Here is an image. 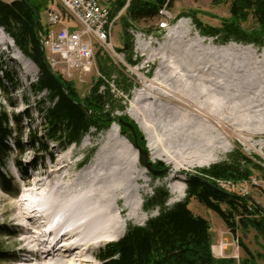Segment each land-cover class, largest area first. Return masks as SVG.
Listing matches in <instances>:
<instances>
[{
	"label": "rangeland",
	"instance_id": "obj_1",
	"mask_svg": "<svg viewBox=\"0 0 264 264\" xmlns=\"http://www.w3.org/2000/svg\"><path fill=\"white\" fill-rule=\"evenodd\" d=\"M112 1L99 0L101 5L109 8V10L112 8L110 4ZM53 8L61 12V19L64 24L78 29L76 25L70 22L69 18L54 0H47L45 10L40 13L43 30H56V28L48 25L47 19L48 11ZM228 8L229 4L226 0H174L172 5L165 8V10L162 9L156 18L137 24L129 23V25H126L122 21L125 11L121 10L115 17L116 21L111 39V45L114 47L115 54L104 51L101 47L95 45L93 49L94 65L88 73L73 71L71 69L67 70L68 68L64 70L63 67L53 70L50 67L51 65L47 64L51 73L60 77L64 84L73 89L81 100L87 98L98 83H101L98 87V93L105 94L108 92L112 96V102L110 101V104L106 106L108 113L105 114L104 118L109 121V125L105 130L97 132L95 128L91 127L88 133L82 137L80 143L73 144L65 150H61L58 146L49 143L48 149L51 156L44 155L42 157L41 154L33 152L28 147L27 141H25L29 131H40L41 128V117L35 111L36 101L45 102L46 106L50 105L48 101H44L47 96L46 92L38 94L36 98L31 92L30 84L36 82L39 72L33 63L22 54L25 59L31 62L28 65L30 76L27 80L23 81L20 77L21 72L15 67L16 61L11 60L13 49L9 45H0V60L4 65L3 69L9 72L10 75L12 74L13 79L19 82L17 89L13 90L6 83L4 71L0 72L2 83L7 89V92L0 89V109H4L7 113L10 121L9 126L12 129L16 126L11 122V118L17 112L12 109L9 99L16 102L19 108H26L28 106L27 109L33 118L29 125H27V122L22 121V125L24 126L21 140L23 153L19 152L17 147L14 146L13 140L10 139L8 140L10 149L3 158L4 166L2 171L7 181H9L11 189L10 191H4L0 187V227L5 232V234L0 235V251L4 252L3 257L5 258L0 260V264H34L27 261H30L34 257L33 255L36 254V252H33L35 248L31 244L26 246L20 242L23 235L18 231L19 222L14 221L18 212L16 213L13 210L18 198L23 197L25 199L27 197L29 203L34 205L47 203L46 209L52 207L51 212L53 213L58 208L51 205V201L58 200L63 205L70 200H76L77 196L75 195L77 193H80L81 197H83V192H86V189L93 184L91 176L86 175V168L92 165L96 154L104 147L105 141H103V137L106 136L107 131L114 125L118 127L120 137L117 139L116 135H114L115 139L113 143L116 150H118L117 152L124 156L122 159L123 167L127 170L125 173L131 185L130 189H127L125 192L123 190L117 192L116 196L119 203H115L114 201L112 204L114 216L120 224L122 222L125 224L124 233L127 227L143 226L148 219L154 218L159 214L158 208L149 210L143 208L144 202L153 196L156 189L161 188L168 192L169 198L165 207L170 208L173 204L184 200L186 195V180L189 176L197 175L200 170L207 169L214 164L230 162L236 154L244 156L246 160L255 164L259 169L252 170L251 176L246 180L236 182L233 180H222L220 181L221 184H217V186L224 192V189L232 188L234 194L248 198L250 205H255L264 210V191L261 187L264 182V98L258 101L257 105L259 104V106L254 110L249 109V112L244 110L240 116L238 115L239 120L236 122L233 118L236 115L232 113V109L239 102L235 101L232 96H229V92H227L223 98L224 102L227 101L223 116L225 119H229L227 127L222 130L218 124L216 125L209 121L207 123L205 120L193 116L191 118L192 125L196 130H203L202 139L198 136L194 140L183 139L179 142L174 138L178 135L176 133H178L177 123L179 120L175 118L173 112L180 111L184 114L187 112L186 115H188L189 111L179 106L171 105L165 98L169 95L170 89H173L176 79L184 78L180 76L177 65L174 62V57L169 53L172 48L171 44L175 40L186 47L194 46L198 40L203 41L201 48H206L207 44H211L210 47L212 46L213 48H221L230 44L240 47H250L258 52L257 55H253L256 62L264 60V43L261 46L240 44L234 41L224 43L220 39L203 36L196 27L192 16L194 13H196V18L202 25L218 28L221 21L229 17ZM164 23L167 26L162 28ZM252 25V23L244 24L245 27ZM0 34V36L2 34L7 36L1 28ZM127 41L132 43L131 52L124 48ZM156 59L167 60L166 64L171 69L166 70L163 75H158L157 72L159 70L157 69V65L159 63L151 61ZM149 89L151 91L155 90L154 94L147 92ZM138 92L146 93L141 107L151 113L155 111L154 113L160 115L158 119H155L154 116H148L150 120L146 118L147 116L143 117V119L141 118L145 133L127 113L133 104L134 95ZM122 118L126 119V121ZM118 119H121L131 127V123L137 127L142 135L141 140L145 143L143 150L147 152L148 161L152 162L154 166L158 162H161L163 164L161 167H163V170H167V172L154 176L139 164L137 151L133 146L132 135L126 126L117 122ZM120 127L126 128L128 132L122 133ZM128 133L131 135V139H129ZM123 140H126L128 144H125ZM189 148L193 150L189 151ZM196 150H200V152H196ZM152 154H161L164 159H170L174 165H166L163 158L153 159L150 156ZM62 160L64 161L63 165L66 167L57 174H51L50 176V178H54L64 173L65 176L60 179L58 186H54L49 191L46 185L42 186L45 183V178L43 182L38 183V188L41 191L35 197V192L31 191L37 188L33 186V181L37 179V176L47 177L51 170L55 169ZM82 160L83 162L77 165ZM32 162L38 164L35 173H31L28 168V164ZM142 170L144 171V175L141 176L142 178H139ZM94 182H96V179H94ZM176 183H178V187L182 184L185 187L182 196L171 190V187L175 186ZM86 184H88L87 188L82 189ZM138 194L143 196L141 201L138 198ZM29 203L26 202L24 205L27 206ZM77 206L76 208H79ZM188 208L194 215L208 221L212 244H216L221 237L230 242H232L233 238L237 237L251 253L255 256L260 255L257 264H264V241L255 231L248 230L247 232H242L239 230L234 237L230 234L222 220L212 211L199 205L194 200L189 202ZM51 212L48 211V214H52ZM109 235L110 233L103 234L104 237L102 236L101 242L92 246V250L87 253V256L91 260L89 264H98L95 257L99 249L105 244L112 242L109 241ZM239 244H236L238 247L236 253L237 259H235L237 263L244 257ZM25 246L27 250H32L33 253H23L21 249ZM232 253L233 249L229 247L226 256ZM230 257L232 258V255Z\"/></svg>",
	"mask_w": 264,
	"mask_h": 264
},
{
	"label": "trees",
	"instance_id": "obj_2",
	"mask_svg": "<svg viewBox=\"0 0 264 264\" xmlns=\"http://www.w3.org/2000/svg\"><path fill=\"white\" fill-rule=\"evenodd\" d=\"M229 4V17L223 19L218 28L204 26L196 18V27L205 37L220 39L226 43L234 41L240 44L261 46L264 43V0H226ZM174 0H113L110 2L111 18L125 7L122 21L126 25L137 24L159 16L163 8H168ZM47 0H0V28L13 41L21 54L29 59L37 68L39 74L36 82L30 84L31 92L35 96L46 92L45 102L36 101L35 111L41 117L40 131L32 130L26 135L28 147L35 153L51 156L49 143L65 150L71 145L80 143L82 137L91 127L97 132L105 130L109 121L105 114L106 106L112 96L106 92L98 93L96 84L91 94L81 100L76 92L50 73L42 49L40 39L45 30L42 28L40 13L45 10ZM36 19L38 24L36 27ZM252 23L250 27L244 24ZM125 26V25H124ZM39 32V33H38ZM124 48L131 52L132 43L127 41ZM0 60V72L4 71L5 80L13 90L19 82L15 81L5 69ZM61 84V85H60ZM0 89L7 92L6 86L0 78ZM11 107H18L16 102L9 99ZM28 107V106H27ZM24 108V114H13L9 126V118L4 109H0V187L10 191L2 168L4 156L10 147L8 140L12 139L14 146L23 153L21 144L24 126L22 118L32 121V115ZM124 121L126 119L122 118ZM130 122L129 120H127ZM131 123V122H130ZM139 146L143 149L145 143L141 140V133L132 124ZM121 132H128L120 127ZM129 139L131 135L128 133ZM227 163H219L207 169L200 170L197 175H191L186 180L185 198L182 202L166 208L169 198L164 189H156L153 196L144 202L145 210L158 208L159 214L146 221L143 226H129L124 235L117 241L109 242L99 249L96 260L99 264H257L260 255L255 256L239 239L244 257L237 263L233 258L217 259L213 257L211 246L210 225L207 220L194 215L188 208L191 200L215 213L234 237L241 230H253L264 241V210L250 205L248 198L236 194H229L217 186V181L248 179L252 170L259 169L244 156L235 155ZM38 166L36 162H33ZM5 232L0 227V235ZM4 252L0 251V260Z\"/></svg>",
	"mask_w": 264,
	"mask_h": 264
},
{
	"label": "bare ground",
	"instance_id": "obj_3",
	"mask_svg": "<svg viewBox=\"0 0 264 264\" xmlns=\"http://www.w3.org/2000/svg\"><path fill=\"white\" fill-rule=\"evenodd\" d=\"M40 43L43 45V38L40 39ZM202 44L203 41L198 40L194 46L186 47L175 40L171 44V52L168 51L174 57V62L177 65L180 76H183L184 78L176 79L173 89H170L169 95L165 98L171 103V105L173 104L184 108L191 114L190 115L189 112L188 115H186L187 112L186 114L180 111L173 112L175 114V118H178L179 120L177 123L178 133H176V135H178L174 137L177 142L180 140L182 141L183 139L194 140L198 136L202 139L203 130H196V128L193 127L191 119L193 116L199 117L207 123L209 121L216 125L218 124L222 130L227 127V121H229V119L227 120V118L225 119V117H223L227 102H224L223 98L227 92H229V96H232L235 101L239 102L238 104H235L232 109V113L236 115V117H238V115L240 116L244 110L249 112L250 110L257 108L259 106V104L257 105L258 101L264 98V60L261 62L255 61L253 55H257V51L250 47H240L234 44L221 48H213L212 46L211 48V44H207L206 48H201ZM0 45H9V47L13 49L11 60L16 61L17 64H15V67L21 72V79L23 81L27 80L30 76L28 65H30L31 62L25 59L24 56L16 49L10 38L4 36L3 34L0 36ZM43 47L44 45L42 46V49L44 50ZM45 56L47 64L50 66L51 63L48 61L47 53H45ZM151 61L155 63L157 62V64L159 63V65H157V69L159 70V72H157L158 75H163L166 70L171 69L169 65L166 64L167 60L156 59ZM147 92L154 94L155 90L151 91L149 89ZM145 94L146 93L141 92L136 93L132 100L133 104L127 111L128 115L137 123L139 128L144 131V133L146 131L141 123V118L143 119V117L147 116L146 118L150 120V116H154L155 119H158L160 116L158 113H154L155 111L151 113L141 107ZM241 100L242 102H240ZM236 117L233 118L237 122L239 117L238 119H236ZM154 126L157 128L155 124ZM114 135H116L115 137L117 139L120 137L118 127L115 125L112 126V128L107 131L106 136L103 137L105 145L96 154V158L93 160L92 165L86 168V175L91 176L93 184L88 187L89 190L86 189V192H83V197H81L80 193H77V195H75L77 196L76 200H70L68 203L65 202L63 205L61 202L59 203L58 200L51 201V205L58 208L57 211L53 213L51 212L52 214H47L46 211L43 212V206L38 208V211L35 210V212H31V215L37 219L42 216V213L46 212L43 220L47 221L48 225H51L54 218L57 217L59 218L58 220L62 219L59 215L63 210V213H67L69 210H75V213L72 215L73 222L68 224L72 227V234L78 232L81 228L82 222H78L79 217L82 219L85 218L86 224L91 226L89 234L91 239L83 242V249L77 246L75 248L65 250L60 254V257L57 258L52 256V254L39 256L36 251L37 244H34V241L32 240V236H35L37 233L32 231L29 218L25 217L21 211V206L24 205L23 203H29V199L26 197L25 199L21 198L20 200H17L13 211L16 213L18 212L14 221L19 222L18 231L23 235L20 242L26 246L30 244L33 245L35 248V251L33 252H36V254L33 255L34 260L30 259V261H27L28 263L89 264L91 263V260L87 256V253L92 246L101 242L103 234L110 233L108 236L109 241H114L124 234L125 224H123L124 222L120 224L114 216L112 204L114 201L115 203H119L116 196L117 192L120 190L125 192L127 189H130L131 185L127 179L128 176L125 173L127 170L123 167L122 159L124 156L122 154L120 155L114 146ZM123 142L128 144L126 140H123ZM190 150L193 149L189 148V151ZM197 151L200 152V150H196V152ZM150 156L153 159L163 158L161 154H152ZM163 161L166 162V165H174L170 159L163 158ZM63 164L64 161L62 160L55 169L51 170L47 177L43 176L41 178L40 176L38 180L33 181V186L37 187L31 190L33 193L35 192V197H37L39 195L38 192L41 191V189L38 188V183L43 182L45 178V183H43L42 186L46 185L49 191L53 189L54 186H58L60 179L65 176L64 173L59 176H55L54 178H50V176L51 174L55 175L64 169L66 166ZM143 175L144 171L142 170L139 178ZM94 179H96V182H94ZM87 185L88 184L82 187V189L87 188ZM177 185L178 183H176L175 186H172L171 190L182 196L185 187L183 184L179 187ZM142 197L143 196L141 194H138L140 201L142 200ZM77 204L79 208H76ZM38 205L40 206V204ZM47 206L48 205L46 204L45 208H47ZM40 209L42 210V213L40 212ZM63 213L61 215H63ZM63 224L67 223L63 221ZM75 237L80 238L81 233L67 238L66 241ZM64 238L66 237L64 236ZM62 241L63 237H61L59 244H61ZM26 246L22 248L21 251L27 254L33 253L32 250H27Z\"/></svg>",
	"mask_w": 264,
	"mask_h": 264
},
{
	"label": "built area",
	"instance_id": "obj_4",
	"mask_svg": "<svg viewBox=\"0 0 264 264\" xmlns=\"http://www.w3.org/2000/svg\"><path fill=\"white\" fill-rule=\"evenodd\" d=\"M54 1L78 29L64 24L61 19V12L58 9L53 8L48 11V25L56 28V30L45 31L42 38L44 52L47 53L48 61L51 63L53 70L63 67L64 70L68 68L67 70L88 73L94 65L93 49L95 45H98L104 51L115 54L111 39L116 16L111 18L109 8L101 5L99 0ZM125 9L126 7L123 11ZM163 25L162 28L167 26L166 23ZM216 183L221 184L220 181ZM261 187L264 191V182ZM224 190L226 193L234 194L232 188ZM236 244V239L229 243L222 237L216 245L212 246V252L217 257H223L229 246L234 247V250L237 251Z\"/></svg>",
	"mask_w": 264,
	"mask_h": 264
},
{
	"label": "water",
	"instance_id": "obj_5",
	"mask_svg": "<svg viewBox=\"0 0 264 264\" xmlns=\"http://www.w3.org/2000/svg\"><path fill=\"white\" fill-rule=\"evenodd\" d=\"M37 24H38V19H36V27H37ZM39 33V32H38ZM11 40V39H10ZM12 41V40H11ZM13 42V41H12ZM14 44V43H13ZM51 73V72H50ZM51 75L53 76V78L56 80V78L54 77V75L51 73ZM57 81V80H56ZM61 85V84H60ZM117 122L123 126H126L128 128V131L130 132V134L132 135V139H133V146L135 148V150L137 151V156H138V162L139 164L147 169L152 175L154 176H158V175H161L165 172H167V170H162V171H156L154 168L155 167H159L161 165H163L161 162H158L155 166L152 162H149L148 161V156H147V152L145 150H143L138 142H137V139H136V136H135V132L133 130V128L124 123L121 119H118ZM126 134V133H125Z\"/></svg>",
	"mask_w": 264,
	"mask_h": 264
},
{
	"label": "flooded vegetation",
	"instance_id": "obj_6",
	"mask_svg": "<svg viewBox=\"0 0 264 264\" xmlns=\"http://www.w3.org/2000/svg\"><path fill=\"white\" fill-rule=\"evenodd\" d=\"M156 171H162L163 170V167L159 166V167H156L155 169Z\"/></svg>",
	"mask_w": 264,
	"mask_h": 264
},
{
	"label": "crops",
	"instance_id": "obj_7",
	"mask_svg": "<svg viewBox=\"0 0 264 264\" xmlns=\"http://www.w3.org/2000/svg\"><path fill=\"white\" fill-rule=\"evenodd\" d=\"M232 254H229V256H225V257H230Z\"/></svg>",
	"mask_w": 264,
	"mask_h": 264
}]
</instances>
